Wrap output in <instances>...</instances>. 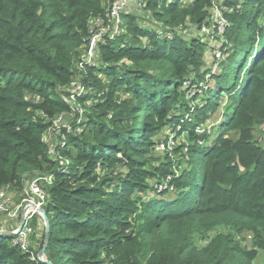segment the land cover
I'll return each mask as SVG.
<instances>
[{
  "label": "trees",
  "instance_id": "16d2710c",
  "mask_svg": "<svg viewBox=\"0 0 264 264\" xmlns=\"http://www.w3.org/2000/svg\"><path fill=\"white\" fill-rule=\"evenodd\" d=\"M114 1L0 0V190L19 202L27 181L52 175L47 239L35 218L26 249L0 233V264H253L264 251L253 133L264 124V0H218L219 72L205 68L206 41L187 35L212 0H135L147 24L124 10L111 35ZM94 19L107 30L86 61ZM206 75L189 100L186 82ZM168 131L186 134L158 157Z\"/></svg>",
  "mask_w": 264,
  "mask_h": 264
},
{
  "label": "built area",
  "instance_id": "2783aa9c",
  "mask_svg": "<svg viewBox=\"0 0 264 264\" xmlns=\"http://www.w3.org/2000/svg\"><path fill=\"white\" fill-rule=\"evenodd\" d=\"M132 0H116L112 3L111 7L108 9V16L111 20H113V27L111 28V35L115 31H117V25L120 22L119 21V15L120 13L127 7L129 2ZM135 2V0H134ZM219 2L218 0H212V5L209 8V16L207 21L203 22L198 27V33L200 36L206 41L208 44V48L204 57V60L207 61V59L212 60V62L218 63L221 60H224L225 54L222 48L224 40V31L227 24L226 19L221 14V8L218 6ZM92 28H96L93 35L90 38L88 49L85 54V60L90 61L93 57V49L95 47V44L97 40L102 36L103 33L106 32L107 28L102 25V22L100 19H94L92 23ZM161 33V31H159ZM166 34L169 36L171 34L170 31H167ZM216 40H220V44L218 45ZM214 64V63H213ZM216 65V64H215ZM211 72H214L212 69ZM209 75H206L204 82L190 84L189 82H186L188 86V92H187V98L190 100L193 98L196 94H198V97L196 99H200L204 96L203 92L208 87L207 81ZM70 96L68 100L73 103L74 97L76 95H80L84 92V88L82 87L81 83L76 81L72 82L71 86L69 88ZM226 97V96H225ZM193 102V100H191ZM226 101L222 102L221 100V108L222 109L226 105ZM79 113L82 111L78 109ZM222 111V110H221ZM58 120L55 121V127L57 128ZM211 126V125H210ZM196 132H200L201 130L199 128L195 129ZM170 132V133H169ZM186 132H183L180 136H177L174 131H168L166 135L164 136V139L161 140L159 143H157L156 148H160L162 151L171 150V148L177 143L178 139L182 140L185 136ZM48 141H49V135ZM44 136V137H45ZM51 152L53 153V149L51 147ZM186 151V147L184 148ZM52 181V175L51 174H45V175H36L33 178H31L29 181L26 182V185L24 187V195L23 198L16 204L15 206L11 207L7 205L8 201V194L9 192L6 189L0 190V211H3V213L7 214V217L9 218H18L20 222L21 215L23 211L26 213V218L23 224V227L17 231L18 226L14 231L16 233L14 234L16 236V242H19L20 247L22 249H26L29 245V235L33 231L32 226L30 225V221L35 218L37 224L42 223L41 225L45 227V221L44 218L40 212L41 209H43L44 204L46 202L47 198V192L45 189V185L51 183ZM163 185H160V189L163 188ZM9 206V207H8ZM11 230H4L0 228V233L6 234ZM39 259L42 258L41 255H37Z\"/></svg>",
  "mask_w": 264,
  "mask_h": 264
},
{
  "label": "rangeland",
  "instance_id": "374dc122",
  "mask_svg": "<svg viewBox=\"0 0 264 264\" xmlns=\"http://www.w3.org/2000/svg\"><path fill=\"white\" fill-rule=\"evenodd\" d=\"M134 0L130 1L129 4L127 5V7L124 9L125 12L124 13H129V12H132V13H137L138 16H141V17H144V24H147V18H149V14L146 12V13H143L142 10L135 6V4H133ZM139 8V9H138ZM123 10V11H124ZM145 14V15H144ZM119 21H121V19L119 18ZM193 35V36H197V35H200L198 33V30H195V29H192L191 32L189 31V33L187 35ZM217 44L219 45L220 44V40H216ZM207 51V49H206ZM224 54L227 56V53L224 52ZM225 56V58H226ZM206 58V57H205ZM224 58V59H225ZM223 60H221L220 62L218 63H215V62H212V60L210 59H207V63H206V66L205 68H211L210 70H214V72H219L220 71V68H221V63H222ZM214 63V64H213ZM216 64V65H215ZM211 85V81L210 79L207 81V86H210ZM222 94H225V92H223ZM222 102H224L225 100H227V97H223L221 98ZM215 119L216 121L218 120V117H216V114H213L208 120L207 122L205 123L206 125V128H209L211 123L212 122H215ZM57 126H59L57 124ZM166 132H161L158 134V136L156 137V141L159 143L161 140L164 139V136L166 135L165 134ZM170 133V132H169ZM254 137L255 139L260 143V144H263L264 145V124H261V125H255L254 126ZM44 140L48 142V136H45L44 137ZM179 141V139H178ZM177 141V142H178ZM157 144V143H156ZM157 146V145H156ZM164 152L165 151H162L160 148H156V156H160V157H163L164 155ZM172 157L174 158V160H176V164L177 165V161L179 160V158L175 155L172 154ZM159 162H156V164H158ZM175 165L173 166V170L175 171ZM8 205V203H7ZM9 207V206H8ZM11 208V207H10ZM0 228L4 229V230H11L13 229V231L16 229V227L19 225V219L18 218H9L7 217V214L6 213H3V211H0ZM35 220V219H34ZM42 223L38 224L37 225V229H40V228H43V224L41 225ZM44 230H45V227H44ZM39 233H38V237H39ZM244 243H247V241H244ZM253 264H264V251H259L257 257L255 258Z\"/></svg>",
  "mask_w": 264,
  "mask_h": 264
},
{
  "label": "water",
  "instance_id": "95a60500",
  "mask_svg": "<svg viewBox=\"0 0 264 264\" xmlns=\"http://www.w3.org/2000/svg\"><path fill=\"white\" fill-rule=\"evenodd\" d=\"M40 212H41V214H42V216H43V218H44V221H45V238L47 239L48 223H47V221H46V216H45L44 209H41ZM25 218H26V213H25V211H23V213H22V215H21V218H20V222H19V226H18V228H17V231L20 230V229L23 227V224H24ZM15 233H16V231H9V232H7L6 234H11V235H12V234H15ZM43 252H44V247H43L42 249H40V251H39L38 254H39V255H42ZM48 264H50V263H48Z\"/></svg>",
  "mask_w": 264,
  "mask_h": 264
},
{
  "label": "crops",
  "instance_id": "0c3cea01",
  "mask_svg": "<svg viewBox=\"0 0 264 264\" xmlns=\"http://www.w3.org/2000/svg\"><path fill=\"white\" fill-rule=\"evenodd\" d=\"M7 197H8V201L7 202H8V205L10 207H13L16 204H18V198H17V196L14 193H10L9 192Z\"/></svg>",
  "mask_w": 264,
  "mask_h": 264
}]
</instances>
